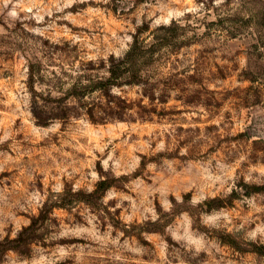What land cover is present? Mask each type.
Listing matches in <instances>:
<instances>
[{
  "label": "rangeland",
  "instance_id": "374dc122",
  "mask_svg": "<svg viewBox=\"0 0 264 264\" xmlns=\"http://www.w3.org/2000/svg\"><path fill=\"white\" fill-rule=\"evenodd\" d=\"M0 264H264V0H0Z\"/></svg>",
  "mask_w": 264,
  "mask_h": 264
},
{
  "label": "trees",
  "instance_id": "16d2710c",
  "mask_svg": "<svg viewBox=\"0 0 264 264\" xmlns=\"http://www.w3.org/2000/svg\"><path fill=\"white\" fill-rule=\"evenodd\" d=\"M173 24H175V21ZM163 28L167 27L164 26ZM157 39L164 41L165 37ZM142 43L143 41L137 36L135 37L133 45L123 58L110 57L108 59L109 76L97 82L96 87L105 92L109 86L119 85L122 78L126 75L128 76L127 80L129 83L138 82L137 80L141 77V73L137 69H139L141 64H146L149 57L153 58V51L151 50L153 44L148 47H143Z\"/></svg>",
  "mask_w": 264,
  "mask_h": 264
}]
</instances>
